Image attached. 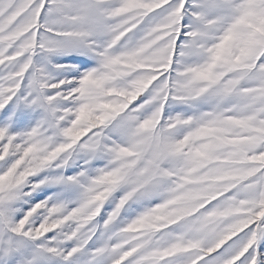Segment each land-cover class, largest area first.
Here are the masks:
<instances>
[{"label": "snow or ice", "instance_id": "1", "mask_svg": "<svg viewBox=\"0 0 264 264\" xmlns=\"http://www.w3.org/2000/svg\"><path fill=\"white\" fill-rule=\"evenodd\" d=\"M0 264H264V0H0Z\"/></svg>", "mask_w": 264, "mask_h": 264}]
</instances>
